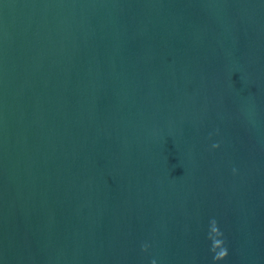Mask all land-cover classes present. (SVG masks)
<instances>
[{"label":"water","instance_id":"water-1","mask_svg":"<svg viewBox=\"0 0 264 264\" xmlns=\"http://www.w3.org/2000/svg\"><path fill=\"white\" fill-rule=\"evenodd\" d=\"M0 264H264V0H0Z\"/></svg>","mask_w":264,"mask_h":264}]
</instances>
